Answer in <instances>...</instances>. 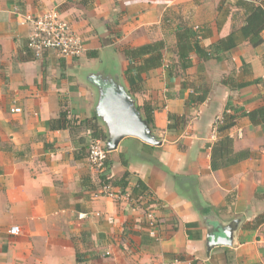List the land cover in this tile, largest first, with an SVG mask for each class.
Returning a JSON list of instances; mask_svg holds the SVG:
<instances>
[{"label": "crops", "instance_id": "crops-1", "mask_svg": "<svg viewBox=\"0 0 264 264\" xmlns=\"http://www.w3.org/2000/svg\"><path fill=\"white\" fill-rule=\"evenodd\" d=\"M240 1L246 0H0V264H264V224L248 227L264 214V127L248 117L264 106V84L255 83L264 81V44L244 42L220 61L193 52L186 72L177 56L182 29L210 35L201 41L209 47L241 28ZM47 10L73 26L84 55L27 52L25 16ZM159 41L164 65L132 71L125 48ZM231 74L236 83L253 84L226 85ZM96 76L123 85L137 107L152 105L151 128L161 142L130 137L110 152L103 174H130L129 187L116 188L118 200L101 193L100 175L87 160L92 125L106 132ZM202 87L206 101L191 105L190 95ZM225 111L237 114L228 132L235 151L250 155L213 171L216 120ZM71 119L77 123L68 125ZM139 181L154 201L132 196ZM147 212L157 218L156 237ZM224 227L234 229V244L211 248V235Z\"/></svg>", "mask_w": 264, "mask_h": 264}, {"label": "trees", "instance_id": "trees-1", "mask_svg": "<svg viewBox=\"0 0 264 264\" xmlns=\"http://www.w3.org/2000/svg\"><path fill=\"white\" fill-rule=\"evenodd\" d=\"M239 5L245 10L246 18L244 25L241 28L234 30L227 38L219 39L209 47H204L201 44V41L209 38L210 35H206V33L204 34L201 31L195 32L193 29L189 28L179 31L177 34V56L182 72H186L192 66L190 54L193 52H196L204 61H208L210 59L220 61L222 59L221 54L234 50L244 42H249L254 48H258L264 44V2L260 5H256L255 3L246 0L240 1ZM164 51L165 44L163 41H159L140 47H126L124 55L129 64L132 66V71L141 75L161 68L164 65ZM27 52H31L28 48V44ZM224 78L226 85L231 87L237 86L238 89L253 84L252 82L236 83L233 81L235 80L234 74ZM255 83L264 84V81L262 79H258ZM208 94L209 90L206 87H202L200 90H194L190 95V104L198 105L204 103ZM138 108L140 111L144 112L142 116L148 124L151 127H154V110L152 105L145 103L144 106ZM63 110V117L67 119V106H64ZM248 117L252 124L264 127V106L248 113ZM222 118L223 124L218 126V139L211 147V167L213 171H218L239 164L247 160L250 155L247 151H235L234 139L228 133L235 125L237 114L225 111ZM94 120L97 121V117H95ZM67 122H69L68 125H73L77 123V120L71 119ZM90 139H102L107 142L105 130L98 124H93L91 127ZM109 156L110 153L108 155V160L106 161V169L108 167ZM129 179V173H125L121 178L115 180L109 178L105 174H102L99 176V180L101 182L99 187L101 188L104 182L110 184L115 189L120 188L125 191L130 185ZM131 193L132 196L138 199L143 198V200L148 203L155 200L153 195L149 192L147 186H145L141 181L137 182ZM263 224L264 214H261L252 224H249L248 227L250 226L253 229H256Z\"/></svg>", "mask_w": 264, "mask_h": 264}, {"label": "built area", "instance_id": "built-area-1", "mask_svg": "<svg viewBox=\"0 0 264 264\" xmlns=\"http://www.w3.org/2000/svg\"><path fill=\"white\" fill-rule=\"evenodd\" d=\"M25 22L31 26V33L28 39V48L33 52L35 58H41L47 51H55L61 58L76 59L85 53V46L82 38L74 30L73 26L61 17L57 10H47L38 15H26ZM20 109H13L19 113ZM223 124V118L216 120V132L218 126ZM106 142L102 139H90L87 149V160L93 171L102 175L105 171L106 161L109 152ZM101 193L109 198L118 200L122 193L110 184L104 183L100 188ZM146 218L149 222V232L157 236L158 221L154 213L147 212ZM12 235H19L20 229L13 227L10 230ZM264 247V239L261 242Z\"/></svg>", "mask_w": 264, "mask_h": 264}, {"label": "water", "instance_id": "water-1", "mask_svg": "<svg viewBox=\"0 0 264 264\" xmlns=\"http://www.w3.org/2000/svg\"><path fill=\"white\" fill-rule=\"evenodd\" d=\"M99 89V102L96 107L97 116L103 123L107 134V150L113 152L126 138H137L152 146H160L161 142L153 134L148 122L142 117L135 100L125 87L114 80L99 77L92 78ZM234 229L224 227L217 234L211 235L209 246H232Z\"/></svg>", "mask_w": 264, "mask_h": 264}]
</instances>
